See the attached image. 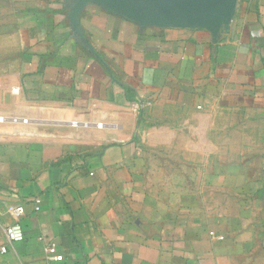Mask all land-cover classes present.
Masks as SVG:
<instances>
[{
  "label": "crops",
  "instance_id": "0c3cea01",
  "mask_svg": "<svg viewBox=\"0 0 264 264\" xmlns=\"http://www.w3.org/2000/svg\"><path fill=\"white\" fill-rule=\"evenodd\" d=\"M0 264H264V0H0Z\"/></svg>",
  "mask_w": 264,
  "mask_h": 264
},
{
  "label": "water",
  "instance_id": "95a60500",
  "mask_svg": "<svg viewBox=\"0 0 264 264\" xmlns=\"http://www.w3.org/2000/svg\"><path fill=\"white\" fill-rule=\"evenodd\" d=\"M120 8L145 21L217 30L228 24L238 0H113Z\"/></svg>",
  "mask_w": 264,
  "mask_h": 264
},
{
  "label": "built area",
  "instance_id": "2783aa9c",
  "mask_svg": "<svg viewBox=\"0 0 264 264\" xmlns=\"http://www.w3.org/2000/svg\"><path fill=\"white\" fill-rule=\"evenodd\" d=\"M38 207L37 210H39V204L40 202L37 201ZM22 210L20 208H13L12 213L16 216L21 215ZM7 238L10 242H22L24 240V232L22 230V227L19 224H15L12 226H9L5 230ZM6 249L3 248L2 252H5ZM48 259L55 262H61L63 261V255L60 254L57 250L56 245H51L48 248L47 251Z\"/></svg>",
  "mask_w": 264,
  "mask_h": 264
}]
</instances>
